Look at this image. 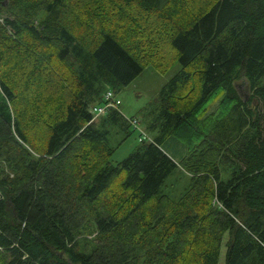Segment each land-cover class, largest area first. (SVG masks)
<instances>
[{
  "label": "trees",
  "instance_id": "1",
  "mask_svg": "<svg viewBox=\"0 0 264 264\" xmlns=\"http://www.w3.org/2000/svg\"><path fill=\"white\" fill-rule=\"evenodd\" d=\"M77 1L0 0V264H264V0ZM165 40L180 69L114 162L138 117L92 108Z\"/></svg>",
  "mask_w": 264,
  "mask_h": 264
},
{
  "label": "rangeland",
  "instance_id": "2",
  "mask_svg": "<svg viewBox=\"0 0 264 264\" xmlns=\"http://www.w3.org/2000/svg\"><path fill=\"white\" fill-rule=\"evenodd\" d=\"M96 0H79L78 8L84 12L86 16L87 11H93L94 5ZM115 3H118V0L114 1ZM108 6H113L117 8V4H109ZM107 6V7H108ZM111 22L107 23L106 28L110 27L115 29L119 26L117 21L114 20L113 16L110 17ZM121 35V26H120V34ZM163 50L162 53L164 55V59L162 60L161 57L157 58L153 62H151L141 73L138 75L130 84L128 85H121L119 87L118 94H114L115 100H120L116 105L117 107L120 106L122 112L127 117H131L136 115L138 118V121L141 123V126L134 128L136 129L125 141L122 142V144L118 147L115 154L113 155V161H120L127 157L132 150H134L135 146L139 143L140 139V132H145V116L143 115V112L145 111V108H149L151 104L157 103L159 93L162 89V87L166 84V82L180 69V64L176 58V51L169 46L167 41L165 40L163 42ZM173 49V50H172ZM161 53V54H162ZM166 53V54H165ZM65 74H67V70L65 69ZM15 85L18 86L17 89V95L22 98L26 97V92L24 88L19 87L20 80L17 79L14 81ZM239 85L240 90L243 94H246L248 92V86L245 79H241L237 82ZM108 88H111L108 86ZM109 91V90H108ZM107 91V92H108ZM106 92V93H107ZM105 93V95H106ZM39 97V92L30 91V93L27 95L28 102L34 106H36V100ZM98 106V105H97ZM96 107V106H94ZM92 108V110L94 109ZM34 111V110H33ZM32 111V112H33ZM104 114V113H102ZM102 114H96L94 116L95 119H98L99 116ZM133 119V118H132ZM142 120V121H141ZM144 121V123H143ZM39 132L34 133L33 137L39 138V134L42 133V128L38 127ZM122 135L117 134L113 137V145H117L122 140ZM169 144H165V148L169 150L171 155L174 156L176 161H180L183 155L186 152V146L180 143L177 140H169ZM228 239V234L226 235ZM88 237H93V235H88ZM225 253H226V246L223 245L221 257L219 264H225Z\"/></svg>",
  "mask_w": 264,
  "mask_h": 264
},
{
  "label": "built area",
  "instance_id": "3",
  "mask_svg": "<svg viewBox=\"0 0 264 264\" xmlns=\"http://www.w3.org/2000/svg\"><path fill=\"white\" fill-rule=\"evenodd\" d=\"M114 92L109 90L106 95H105V100L106 102L103 104V105H99V106H96L94 107L93 109V112L95 114H102V113H105L109 108L111 107H117L118 105H116L120 100H115L114 98ZM130 122L131 124L133 125V127H138L140 125L138 119L136 118H133V119H130ZM143 136L142 137H145L147 136L146 133L143 131L142 132ZM141 137V139H142Z\"/></svg>",
  "mask_w": 264,
  "mask_h": 264
},
{
  "label": "water",
  "instance_id": "4",
  "mask_svg": "<svg viewBox=\"0 0 264 264\" xmlns=\"http://www.w3.org/2000/svg\"><path fill=\"white\" fill-rule=\"evenodd\" d=\"M239 85H240V84H237V83H236V86H237V88H238V91H239L240 95L244 98V100H247V99L250 97L249 90L247 89L248 92H246V94H243L242 91H241L240 88H239Z\"/></svg>",
  "mask_w": 264,
  "mask_h": 264
}]
</instances>
